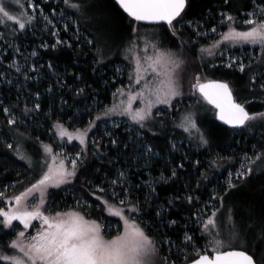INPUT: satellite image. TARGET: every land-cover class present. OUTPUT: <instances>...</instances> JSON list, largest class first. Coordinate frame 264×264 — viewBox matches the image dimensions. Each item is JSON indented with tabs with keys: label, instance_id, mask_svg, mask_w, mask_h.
<instances>
[{
	"label": "trees",
	"instance_id": "obj_1",
	"mask_svg": "<svg viewBox=\"0 0 264 264\" xmlns=\"http://www.w3.org/2000/svg\"><path fill=\"white\" fill-rule=\"evenodd\" d=\"M38 1L36 0V3ZM111 2L119 8L125 19H131L114 0ZM256 2L260 3L261 0ZM43 7L49 10L52 4L45 3ZM252 9V0H229L227 4L224 0H190V7L186 9L184 20L198 22L210 28L216 25L222 12L240 15L242 11L247 12ZM35 24L34 22L29 29L34 28ZM180 29L190 45L195 46L205 42V38H197L198 40L194 41L195 34L186 26ZM32 34L33 32L27 30L14 36V39L20 45V49L24 47L28 50L34 49L36 55L32 59V64L38 72L30 73L29 79L24 82L9 83L0 80V184L17 182L20 178L31 174V170L23 163L21 157L11 152L13 144L7 130L18 127L40 140L51 142L50 131L53 123L59 121L69 127L85 126L95 113L111 101L115 89L126 83L124 72L114 67L116 63L122 61L118 59L100 62L97 59L96 45L89 44V40L71 39L62 32L60 39L67 40V43L57 44L56 48H52L51 45L56 44L52 39L38 41ZM45 44L48 47H42ZM12 55L11 51L6 52L3 60L10 61ZM247 69L248 67L241 73L235 68L217 65L205 71L213 76L216 73L228 75L234 72L235 75L244 77ZM200 72H202L201 67L187 63L182 80L185 81L188 75L192 76ZM253 73L248 74V82H251L253 86L251 91L254 93L245 98L250 101H255L253 97L264 93V90H258L256 80L252 81ZM37 93L39 96L36 95ZM37 104L40 105L39 108H35ZM181 104H187V101ZM178 105L180 104H176ZM254 105L255 109L264 108L262 102L256 101ZM2 106L8 107L13 113L20 112L26 124L8 126L1 119ZM25 108L28 109L27 112ZM216 123L224 132L223 139L220 141L212 139L207 147L194 150L188 149L186 142L176 132L169 134L168 130H171L169 128L164 132L156 133L142 128L125 130L126 126L120 125L109 128V136H107L100 130L102 123L98 124L89 135L85 158L76 177L69 185L52 190L48 203L54 210L77 207L86 212L88 217L100 221L116 220L108 216L102 208L96 207L101 202L92 195V192L97 191L95 186L99 184L110 193L112 190L110 181L122 170L129 168L126 171L128 181L125 180L126 184L123 186L117 185L115 191L118 189L121 192L122 188H130L131 198L138 199L143 205L142 213L146 214L141 215L140 218L148 222L149 234L157 241L167 239L173 241L171 246L168 243L160 245L161 256L167 254L169 260L175 261L176 264H183L187 257L186 262H188L193 255L189 244L184 241V234L187 232L192 235L199 247L204 244L206 237L201 233L194 213L200 212L204 200L210 199L206 196V192L212 185V175L220 176L228 165L235 164L234 160L227 161L226 156L237 152L253 155L254 151L264 146L263 126L247 135L233 133L234 128L218 121ZM92 136L97 138L93 143L90 141ZM171 136L181 141L180 150L172 147ZM2 137L10 139L11 148L4 144ZM113 140L116 141L115 144L112 143ZM141 142L152 148L149 156L142 161L140 160L142 154L139 153L143 150L137 149V145ZM253 145H256V149ZM213 152H217L220 158H217ZM204 163L210 166L202 172ZM173 171L176 173L175 176L172 175ZM149 179H152L151 184L142 183ZM227 188L221 187L220 195L223 196ZM100 194L102 193L97 191V195ZM189 196L193 198L191 202L188 200ZM78 200L81 207L77 206ZM157 212H161V215L158 216ZM208 214L209 212H206L204 215ZM170 220H175L177 223L171 225L168 223ZM7 233L10 234L8 231ZM171 247L173 248L170 249ZM177 248L184 250L182 256H178Z\"/></svg>",
	"mask_w": 264,
	"mask_h": 264
},
{
	"label": "snow or ice",
	"instance_id": "obj_2",
	"mask_svg": "<svg viewBox=\"0 0 264 264\" xmlns=\"http://www.w3.org/2000/svg\"><path fill=\"white\" fill-rule=\"evenodd\" d=\"M20 2L21 0H14L16 5H20ZM115 2L131 20L136 22H166L171 37L180 38L182 46L188 43V41L183 40L181 29L177 25L182 27L185 24L187 26L193 25V21L188 20L185 22L184 20L187 14L186 9L190 7V0H115ZM228 2L229 0H224L225 4ZM252 3L253 10L246 13L249 18L243 21V24L247 26L245 30H240L239 27L235 26V18L230 13H222L224 19L229 22L227 31L220 33V40L213 41L208 46H201L199 51L202 58L204 55L214 56L216 49L220 48L222 43L225 42L259 45L261 49H264V0H261L260 3L252 0ZM64 4L68 9H72L81 15L84 14L83 10L86 7L91 6L77 2V0H64ZM29 7H33L31 2H29ZM41 15L46 22L45 27L52 24V20L55 19V17L50 19L48 16L43 15L42 10ZM63 18V16L60 17V19ZM6 21H14L19 30H24L34 21L38 23L39 18L33 15H25L23 12L19 15L13 14L5 0H0V24ZM67 27L66 24L65 28ZM138 30V26H133L134 33H138ZM209 31L215 32L216 26L214 25ZM206 34L196 33L199 37ZM52 35L58 36V30L53 31ZM61 43L67 42L58 39L57 43L51 45V47L56 48L57 44ZM88 43H92V41L90 40ZM69 46L71 45L69 44ZM42 47H48V45L45 44ZM152 48L153 55L146 54L143 58L135 57L134 72L136 75L134 82L139 86L141 81L144 80V76L151 71L157 77H163L158 85L153 87L150 82H146L145 88L140 92L133 93L129 91L126 104L121 101L119 105L113 104L111 107H106L83 130L77 129L75 132H69L64 124L57 121L53 125L56 129L55 134L61 139L67 136L69 141L74 138L78 139L81 145H86L89 130L95 126L96 121L101 116L110 117L113 114L127 115L131 121L144 128L146 122L151 119L152 109L156 104H170L172 98L180 94L177 90L178 83L175 72L183 61L172 49H161L156 43L152 44ZM129 51H132V49L130 48ZM97 52L102 55L100 49H97ZM32 55H36V53L33 52ZM235 59L230 58V63L227 66L232 67L231 61ZM16 67L17 71H20L19 66ZM245 67L243 62L239 63L241 72L245 70ZM25 77L27 78V73H25ZM195 79L196 83L193 87L198 88L204 99L218 109L217 116L225 124L233 128L243 129L250 127V122L258 120L264 122V110L250 112L246 107V104L250 102H237L228 81L209 80L206 83H201L199 75ZM252 79L254 81L255 76ZM260 88L264 90V83L260 84ZM117 92L123 94L122 89H117ZM36 95L39 96V93ZM137 97L144 98V107L133 109L132 100ZM39 107L40 105H35V108ZM27 111L28 109L25 108V112ZM4 112L10 116L8 124H15L16 120L12 118L10 109L5 107ZM182 120L180 126L186 132L197 136L201 144L207 145L209 143L205 133L197 126L191 113L186 114ZM112 143L115 144L116 141L113 140ZM40 146L43 155L39 161H33L32 156L26 152L21 154L19 147L17 148V154L21 156V159L28 160L30 167L38 166L42 170V174L30 187L25 188L18 195L8 198L15 201L14 205L9 204L7 209L0 208V227L11 230L15 227L14 221H19L23 225V229L16 232L15 238L8 242V248L13 254L9 255L0 251V261L7 262V264H157L158 258L162 261V264H175V261L169 260L167 254L159 256L161 252L160 245L168 243L171 246L173 241L170 239L157 241L149 234L147 230L148 222L140 218L141 215L146 214L142 213L143 205L138 199L133 200L131 198V189L122 188L121 192L115 191L117 185L122 186L124 184V172L118 173L117 177L110 181L112 186L110 193L99 184L95 186L96 190L104 195H97V191L92 192V195L96 196L97 200L101 202L96 205L97 208H102L103 211L119 217L123 221V230L117 228L116 235L107 238L102 231L105 225L98 222V219L86 218V212L70 209L46 214L43 209L49 195L48 189L50 187L59 188L76 177L78 161L82 162L83 153L77 152L75 154V158L71 159V167L69 168L65 164V160L69 157L61 158V153L54 152L51 144L40 142ZM8 147L11 148L12 145L9 144ZM253 148L256 149V145H253ZM151 152V146H146L145 154ZM57 160H59L58 163ZM261 160H264V149L254 151L252 157L245 153L241 159L240 168L237 169V177H248L256 170L254 165ZM45 165L47 169L43 170ZM172 175H176L175 171ZM231 177L232 173H229L228 189L236 187L232 183ZM228 189H225V191L227 192ZM37 193L39 194V201L29 208L28 201L30 199L34 200ZM0 197H5V192H0ZM213 198L220 201V207H216L215 204L209 202V206L212 208L210 214L194 213L197 217V223L200 225L201 233L203 236L208 237L206 244L211 248V254L208 253L207 248L204 250L197 248L193 236L186 232L184 241L192 245L198 257L191 259L190 264H264V248L259 249V254L257 252L259 245L264 242V224L261 225L260 235L253 238L251 247H249V242L243 239L237 230L233 222V210L229 208L227 220L232 227L228 232V238H221L223 223L219 217L224 215L222 212L224 208L223 196L214 191ZM192 199L191 196L188 197L190 202ZM114 201H118V203ZM79 204L80 201L78 200L77 206ZM157 215H161V212H157ZM36 219L41 221V227L33 235L28 236L27 230L32 226V221ZM168 223L175 225L177 221L170 220ZM177 251L179 252L180 249L177 248Z\"/></svg>",
	"mask_w": 264,
	"mask_h": 264
},
{
	"label": "rangeland",
	"instance_id": "obj_3",
	"mask_svg": "<svg viewBox=\"0 0 264 264\" xmlns=\"http://www.w3.org/2000/svg\"><path fill=\"white\" fill-rule=\"evenodd\" d=\"M29 2H31L33 7H29ZM77 2H82L85 5L91 6L86 7L83 10L84 14L81 15L80 13L72 9H68L64 4V0H39L38 3H36V0H21L20 5H16L14 3V0H5V3L8 5L9 10L13 14L19 15L21 12H23L25 15H33L39 18V22L37 23L34 21L36 23L34 28L29 29V27L34 23L33 22L24 30H19L18 25L14 21H6L5 23L0 24V74H2L0 75L1 82H24L25 80L29 79L30 73H32L33 71L38 72L35 67L33 68L32 64V59L35 56L32 55V53L35 52L34 49L28 50L27 47H22L23 49H20L21 47L15 41L14 36L19 35L20 32L29 30L30 33L33 32L32 35L37 38L38 41H47L48 39H52L55 43H57L58 39L61 40V33L64 32L68 36V38L71 39H84L86 41L91 40L92 43L96 45L97 59L100 62L114 61L118 59L122 61V63H116L114 67L119 69L120 72H124L126 76V83L115 89L112 94L111 101L106 106H104V108L95 113L92 119L89 120V122L100 115V113H102L106 107H111L113 104L119 105L121 101L126 104L128 101L129 91L133 93L140 92L145 88L146 82H150L153 87L159 84V81L163 79V77H157L151 71H149L147 75L144 76V80L141 81L139 86H137L134 82L136 75L134 72V68L136 66L135 57L139 56L143 58L146 54L153 55V43L158 44V47H160L161 49H172L183 61V63L178 69H176L175 72L178 83L177 90L180 94L173 97L170 104H156L152 109L151 119L146 122V126L142 129H148L157 133L164 132L169 128L171 129L168 130L169 134H173L174 132H176L186 142V146L190 150H194L195 148L202 149L204 147H207L212 139H217L219 141L222 140L224 137V132L216 123L217 119L215 108L210 105L201 96V94H199L197 88L193 87V85L196 83L195 77L197 75L200 76V82L209 80L228 81L233 89L234 98H236L238 102H250L246 104V107L250 112L264 110V108H254V102L256 103V101L262 102L264 104V93L258 95L257 97H253V100L255 101L245 99L253 95L254 93V91H251L253 88L251 82H248V74H252L254 72L252 77L255 76L258 90L262 91L260 88V84L264 83V77H261V75H264V49H261L259 45L231 44L225 42L222 43V46L220 48L216 49V54L212 57L204 55L202 58V54L199 51L201 46H208L213 41L220 40V33L227 31L229 23L224 19L222 13L230 12L221 13L220 19H217V23L215 25V32L209 31L213 27L206 28V26L201 24H198L197 26V23H193L192 26H187L185 24L184 26L189 28L190 31L195 34L196 38L194 39V41L198 40L199 38H205V42L198 43L195 46H192L189 43L182 46L180 38L171 37V33L168 31L166 23L143 24L131 19H125L121 15L119 8L114 6L111 0H77ZM45 3H51L52 7H50L49 10H46L43 7V4ZM41 10L43 11V15L48 16L50 19L52 17H55V19L52 20V24H49L47 27H45L46 22L41 15ZM250 11H242L240 15H234L230 13L235 18V26L239 27L240 30L246 29L247 26L243 24V21L249 18L246 13ZM61 16H63L64 18L60 19ZM221 21H223V23H221ZM66 24L68 25L67 28H65ZM133 26H138V33L133 32ZM177 27L181 28L182 26L177 25ZM222 27L224 28L222 29ZM57 30L59 32V35L53 36L52 32ZM81 32L83 34H81ZM197 32L207 34L203 37H199L196 35ZM182 37L184 41H187L186 36H183L182 34ZM130 48L132 49V51H129ZM17 49H19V51H17ZM97 49H100L102 51V55L98 54ZM8 51L12 52V59L5 62L3 60V55ZM230 58H236L234 61H231L232 67L227 66L230 63ZM240 62H243L245 64V68L248 67L246 76L244 77H239L235 75L234 72H230L228 75L219 73L217 75L216 73L217 76H213L211 73L206 72L207 69H211L217 65L225 68H235L240 71ZM187 63H189V65L190 63L194 64L198 68L201 67L202 72L194 73L192 76L188 75L185 81H183V72L187 66ZM16 66H19L20 71H17ZM25 73H27V78L25 77ZM117 89H122L123 94L121 92H117ZM143 99V97H137L133 99V109L144 107ZM183 101H187V104H181ZM23 102L25 103L26 101L24 100ZM178 103L180 105L176 106V104ZM2 107L3 115L1 119H3V121L8 126H14L15 124H26L23 121L20 112L13 113L10 110L11 116L12 118H15L16 123L13 125H9L8 119L10 118V116L9 114H6L4 112L5 107ZM188 113H191L193 115L197 126L205 133L206 138L209 141L207 145L201 144L197 136L190 135L184 130L183 127L180 126L183 122L182 118ZM89 122L83 127H69L67 126V124H64V126L69 132H75L77 129H85ZM55 123H53V125ZM98 124H101L100 130L103 133L107 134V136H109V128H116L120 125L126 126L125 130L126 128L127 130L141 128L139 124L131 121L127 115L113 114L110 117L101 116V118L96 121L95 126L89 130L87 140L91 131L94 130ZM53 125L50 131V135L52 137L51 142L40 140L18 127H11L9 130H7V133L9 134L13 144L11 152H14L13 154L17 156V148L19 147L21 154L26 152L27 154L32 156L33 161H39L41 159V156L43 155V150L41 149L40 142L51 144L53 146L54 152L61 153V158L69 157V159L65 160V164L69 168L71 167V159L75 158V154L77 152H82V162L78 161V171L84 161L86 150L88 147V141L86 142V145H81L80 141L75 138L71 141L68 140L67 136L61 139L55 134L56 129L53 127ZM250 125V127L243 129H233L232 132L239 134L245 133L249 135L252 130H258L262 126L264 129V122H261L259 120L250 122ZM2 139L6 146L11 144L10 139L4 137H2ZM96 139L97 138H95V136H92L90 141L93 143L96 141ZM171 144L175 150L181 149V141L174 136H171ZM145 147L146 145L143 142L137 145V149L143 150V152L139 151V155L142 154L140 156L143 157H140L141 161L145 160L149 156V154H145ZM261 149H264V146ZM213 154L217 158H220V155L217 152H213ZM244 154L245 152H237L236 154L225 157L227 161L234 160L235 164L233 165L231 163V165H228L224 173H222L220 176H217L215 174L212 175V185L208 187V191L206 192V196H209L210 199L204 200L200 213H202L203 215L206 212H209V214L211 213L212 208L209 206V202H211V204H215L216 207H220V201L213 198V192L215 191L220 194L219 189L221 187L224 186V188H227L229 173H232V183L235 184L236 187L231 189L227 188L228 191L223 195L224 208L222 209V212L224 213V215H221L219 217V219L223 223V235L221 238L227 239L228 232L232 227V225L227 220V211L229 208H231L233 210V222L237 230L240 232L241 237L249 242V247H251V241L255 236L260 235L261 225L264 224V171H262L264 170V160L258 161L254 165L256 170L253 171L248 177L238 178L237 169L240 168L241 159ZM248 156L252 157L253 155L248 154ZM22 160L23 163H25L26 166L31 170V174L28 177L20 178L17 182H7L5 184H0V192H5V197H0V208L7 209L9 204L14 205L15 201L8 198L14 195H18L20 192L24 191L25 188L30 187V185L32 183H35V181L39 179L40 175L42 174V170L38 166L30 167L28 160ZM58 162L59 160H57V163ZM208 166H210V164L204 163V167H202L201 171H205ZM46 169L47 166L45 165L43 170ZM128 170L129 168L121 171L125 173L124 184H126V181H128L126 177V171ZM73 179L68 184L61 185L59 188H63L64 186L69 185L73 181ZM151 180L152 179H149L147 181H143L142 183L149 185L151 184ZM59 188L50 187L48 189V192L50 194L52 190ZM116 192H120V190L117 189ZM48 197L46 206L43 209L46 214H52L57 211H68L70 209L82 211L77 207H71L64 210H54L48 203ZM38 201L39 194L37 193L34 200L30 199L28 201L29 208L34 206ZM114 202L118 203V201ZM79 207H81V205H79ZM105 213L112 218H116V220H98V222L105 225L102 231L107 238H110L111 236L117 234V228H119L121 231L123 230V221H121L119 217L111 215L106 211ZM86 218L95 219L88 216H86ZM195 219L197 221L196 216ZM13 223L15 227L11 230H5L0 227V251H3L9 255L13 253L8 248V242L15 238L16 232L23 229V225L20 224L19 221H14ZM40 227L41 221L39 219L33 220L32 226L27 230V235H33L37 230L40 229ZM7 231L10 232V234L7 233ZM111 232H113L112 235ZM207 239L208 237H206L204 244L201 247L196 245L195 242L194 243L196 247L201 250L207 248L208 253L211 254V248L206 244ZM172 248L173 247H171L170 249ZM189 248L193 255L192 259L196 258V251L191 244H189ZM261 248H264V242H262L257 248L258 254L259 249ZM183 252L184 250L181 249L178 253V256H182ZM159 256L161 255L159 254ZM0 262L3 264H7V262ZM184 263H186V261ZM157 264H162V261H160L158 258Z\"/></svg>",
	"mask_w": 264,
	"mask_h": 264
},
{
	"label": "water",
	"instance_id": "obj_4",
	"mask_svg": "<svg viewBox=\"0 0 264 264\" xmlns=\"http://www.w3.org/2000/svg\"><path fill=\"white\" fill-rule=\"evenodd\" d=\"M115 1V0H114ZM139 23H143V24H161V23H166V22H149V21H141V22H139ZM207 81H205V82H201V83H206ZM197 91L199 92V90H198V88H197ZM199 94H201V96L203 97V94L202 93H200L199 92ZM234 96V95H233ZM204 98V97H203ZM207 101V100H206ZM208 102V101H207ZM238 102V101H237ZM240 103V102H239ZM210 104V103H209ZM210 105H212V104H210ZM214 108H215V106L214 105H212ZM215 112H216V119H217V121L219 122V123H221V124H223V125H225V126H229V125H227V124H225L223 121H221V120H219V118H218V116H217V112H218V109H216L215 108ZM229 127H232V126H229ZM233 128V127H232ZM196 258H198V257H196ZM196 258H194V259H196ZM184 264H190V261H188V262H186V263H184Z\"/></svg>",
	"mask_w": 264,
	"mask_h": 264
},
{
	"label": "flooded vegetation",
	"instance_id": "obj_5",
	"mask_svg": "<svg viewBox=\"0 0 264 264\" xmlns=\"http://www.w3.org/2000/svg\"><path fill=\"white\" fill-rule=\"evenodd\" d=\"M232 128V127H231ZM234 129H236V128H234Z\"/></svg>",
	"mask_w": 264,
	"mask_h": 264
}]
</instances>
